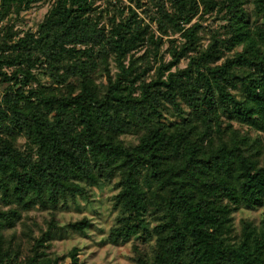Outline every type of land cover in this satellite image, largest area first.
Listing matches in <instances>:
<instances>
[{
  "label": "trees",
  "instance_id": "16d2710c",
  "mask_svg": "<svg viewBox=\"0 0 264 264\" xmlns=\"http://www.w3.org/2000/svg\"><path fill=\"white\" fill-rule=\"evenodd\" d=\"M46 1L36 31L0 27V264H59L48 243L92 224L56 211L109 185L108 242L135 241V264H264V215L230 238L233 213L264 209V0H130L110 17L0 0V22ZM34 209L52 216L38 238Z\"/></svg>",
  "mask_w": 264,
  "mask_h": 264
},
{
  "label": "rangeland",
  "instance_id": "374dc122",
  "mask_svg": "<svg viewBox=\"0 0 264 264\" xmlns=\"http://www.w3.org/2000/svg\"><path fill=\"white\" fill-rule=\"evenodd\" d=\"M94 7L97 8V13L104 11L107 15L113 16L118 13L124 12L123 16L127 14V8L134 9V4L130 0H93ZM53 1H46L42 4L33 6L31 9L22 11L19 16H10L7 20L0 22V27H5L7 23L10 25L13 24L15 31H36L37 26L42 22L45 15L48 13L49 9L52 6ZM108 2L112 6L108 5ZM145 8V7H144ZM143 8V9H144ZM252 7L250 6V9ZM115 12V13H114ZM139 17L143 18L147 23L148 20L141 13V9L136 10ZM10 20V21H9ZM206 21L201 22V25L206 28L214 30L218 28L219 24L216 21L211 20L208 16L205 17ZM151 28L154 29L155 26L150 24ZM156 35L159 34L156 32ZM176 38L177 42L180 41L178 36L174 37H164L163 40ZM207 36L203 40V45L207 44ZM168 44L162 47L164 51L167 48ZM142 52L135 54L136 57L140 56ZM166 61L170 59L168 54L164 55ZM186 65L182 61L181 67ZM110 68L114 72V64L110 63ZM36 73L35 71H33ZM40 81L50 82L49 79L45 76L40 78ZM7 85L0 83V97L3 95L6 90ZM35 87V85H33ZM171 118L169 115L167 116ZM24 143L23 139H19L18 145ZM117 192L114 191L113 186H102V188H92L90 189V201L83 199H77L75 205L70 204V200L67 205H62L56 211L55 220L58 227H63L70 222H77L84 218L91 221V227L85 232V234L78 233H68L62 232L63 235L57 233L51 242L48 243V248L46 250L47 254L50 257L64 258L60 261L59 264H70L71 260L68 257V253L76 248L77 251V260L79 264H135V251L134 244L135 241L131 240L125 244L113 245L108 242V236L110 234L111 228L115 223V218L118 214L117 210L113 207L112 197ZM264 215V209L261 210H239L232 214L233 219V233L230 235V238L238 236L241 230V222L251 221L254 224H258L261 217ZM52 218L50 212L40 211L34 209L29 213L22 215V221L31 228V233L35 238H38L41 232H44L47 229L48 223ZM18 234L21 230H24L22 225L18 227ZM18 242V240H17ZM16 242V243H17ZM137 245V244H136ZM21 252L23 259V253H25L29 247L27 245H22ZM142 248L145 252H148V249L144 246H137Z\"/></svg>",
  "mask_w": 264,
  "mask_h": 264
}]
</instances>
